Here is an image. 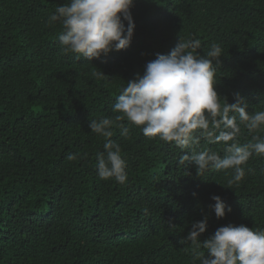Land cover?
Listing matches in <instances>:
<instances>
[{
  "label": "trees",
  "instance_id": "trees-1",
  "mask_svg": "<svg viewBox=\"0 0 264 264\" xmlns=\"http://www.w3.org/2000/svg\"><path fill=\"white\" fill-rule=\"evenodd\" d=\"M68 2L0 0V264H194V246L180 241L205 216L201 243L229 224L264 232V155L254 153L229 186L232 169L197 175L179 163L204 150L223 158V142L181 149L127 120L118 123L128 137L115 123L111 138L89 128L120 114L117 97L157 53L189 39L200 40L201 56L221 46L218 62L210 58L221 98L232 104L239 94L248 114L264 111V0H135L127 49L91 61L65 53L62 25L48 22ZM254 135L264 139V125H241L237 141ZM108 139L126 161L123 184L97 174ZM213 196L226 205L223 219Z\"/></svg>",
  "mask_w": 264,
  "mask_h": 264
},
{
  "label": "clouds",
  "instance_id": "clouds-1",
  "mask_svg": "<svg viewBox=\"0 0 264 264\" xmlns=\"http://www.w3.org/2000/svg\"><path fill=\"white\" fill-rule=\"evenodd\" d=\"M135 0H69L58 6L48 22L62 25L58 37L65 53L78 54L77 59H99L111 51L127 49L134 33L131 8ZM122 21L127 22V27ZM198 39L179 41L167 54H156L146 63L143 75L137 74L127 83L117 97L112 111L120 113L114 118L102 117L89 122L90 132L102 137L113 136L112 126L122 129L123 137L129 129L118 122L127 120L141 126L145 137H158L162 141L175 142L181 149H189L201 138L209 143L223 142L226 155L204 150L186 153L179 163L195 165L197 175L205 170L232 169L228 185L238 183L245 177L242 167L255 153L264 155V139L253 136L254 142L241 145L237 137L244 125L249 131L264 125V111L248 114L243 99L236 95V102L229 104L214 88L216 63L222 56L221 46L213 43L206 55H199ZM101 73V72H100ZM102 74V73H101ZM221 100L223 103H221ZM228 142H231L230 144ZM104 153L97 155V174L101 180H127L126 161L120 146L108 139L103 144ZM75 160V155H69ZM195 196V193H193ZM215 217L223 219L226 205L219 196H213ZM227 211H231L227 208ZM208 217L195 222L184 240L194 246V264H264V232L253 231L244 225L219 227L203 243L198 237L207 229ZM206 249L210 258L201 256L198 249Z\"/></svg>",
  "mask_w": 264,
  "mask_h": 264
}]
</instances>
